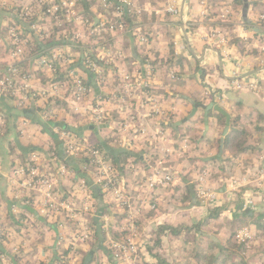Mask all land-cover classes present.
Wrapping results in <instances>:
<instances>
[{
  "label": "crops",
  "instance_id": "0c3cea01",
  "mask_svg": "<svg viewBox=\"0 0 264 264\" xmlns=\"http://www.w3.org/2000/svg\"><path fill=\"white\" fill-rule=\"evenodd\" d=\"M81 1L79 5L82 14L92 20L94 26L99 22H107L108 15L113 20L119 17L115 9L109 10L106 0H89L92 4L86 9L81 5ZM129 1L132 5L129 7L130 17L133 18L131 27L127 26L125 30L103 29L93 34L87 32L81 42V45L88 49L106 47L105 45L113 51L117 48L122 49L125 58L115 61L116 72L123 69L124 74L132 76L143 69L142 65L146 60H149L154 68L153 88L164 109V116L157 123L147 119L145 124H148L152 131L159 127L164 129L166 142H162V147L165 146V148L155 152L151 162L148 146L142 139H133L134 147L127 150L139 156L131 154H127L126 157L112 156L123 180L124 189L139 191V186H137L139 178L150 172L148 162L153 165L157 163L161 167L174 171L175 183L169 188L178 193L188 186L194 195L195 183L202 171L208 173L206 175L208 185L213 189L217 182L226 181L228 185V178L242 177L243 169L245 172L254 167L263 166L264 168V91L250 88L238 89L233 83L236 80L233 73L236 61L245 71L255 70L256 56L260 54L258 46L264 43L260 36L264 37V35L255 33L252 27L262 28L256 19L258 14L264 10V0H245L247 3L245 17L243 7L237 6L236 0H175L177 14L166 11L168 0ZM254 3L258 7L255 8L256 10L253 9ZM103 9H107L109 14L107 15ZM213 12L218 13L220 18H227L229 25L222 27L207 25L204 17ZM7 24L8 21L6 18L3 19V10L0 8V69L8 67L12 62L7 44ZM211 27L218 28L226 37L227 43L206 37ZM141 37L144 40H141ZM81 53L82 49L79 51L80 55ZM51 75L48 70L41 71L38 76V86L46 84ZM111 75L112 77L107 78V84L102 87L101 91L91 80L96 97L100 92L102 94L115 92L121 86L122 76L118 72L115 75L111 72ZM69 95V93L64 94L62 100L67 101ZM141 99V94H133L132 97L126 99L127 107H121L118 102L114 103L113 108L108 111L112 119L101 124L104 126L99 129L98 133L102 138L117 130L115 148L122 147L120 144L126 134L127 138H133L135 131H130L131 135L124 133L119 129V124L131 114H136L137 110L142 113L145 111ZM55 100L57 99H47L46 105L48 104L50 114L53 115L49 121H43L41 119L45 106L43 99L24 100L22 96L7 98L0 95V111L5 114V123L0 132V264H14L11 261L13 257L19 258L18 264H54L57 255L67 252L63 245L64 242L67 243V235L72 229L66 225L62 217H46L40 211L35 198L28 199V204H20L16 212L11 209L14 197L28 191L20 186V181L16 185L12 183L13 167L25 161L32 151L46 153L53 143L59 146L55 151L60 152V133L57 130L64 131L63 125L72 127L82 125L81 121L78 124L69 121L72 115L64 113L66 111L61 112V107L55 104ZM65 103L67 105V102ZM211 103L221 107L228 117L212 107L208 111L207 122H205V109L200 106H207ZM27 104L30 105L27 106ZM65 108L69 110L68 105ZM194 108L195 112L192 114ZM217 113L223 116L221 119L223 124L218 122ZM56 116L59 119L55 121L53 117ZM22 118L27 121V129L23 128ZM45 125H48L47 130H45ZM227 125L229 126L227 133L232 127L247 129L249 142L255 146L254 151L233 155L223 146L222 153L217 156L220 138ZM79 136L87 137L90 142H97L94 132L93 134L84 132ZM217 140H219L218 148L215 145ZM17 142L27 149L26 152L20 150ZM159 148L161 145H157V148L152 150L154 152ZM166 149L170 150L166 151ZM185 157L194 163V169L191 172L187 162L185 164L179 162L174 166L167 164V161L171 159L180 161ZM215 159L228 160L224 164H222L223 160H218L223 166V169H218L217 164L219 163L213 164L212 162ZM45 169L47 170V167ZM184 169L192 174V181H185ZM80 182V177L58 179L56 186L59 191L75 194L79 198L84 196V192L92 191V207L89 208L84 219L87 222L88 219L90 220L89 229L93 228L95 234L104 240L107 235L106 231H108L106 217L110 215L107 218L111 220L109 230L112 232L116 231L117 216L113 213V209L109 211L111 205H108L105 195L95 183L87 181V188ZM226 187L222 185L219 190L227 191ZM164 188L160 187L156 190L160 199L162 198L161 191H166ZM247 189L251 188L247 187ZM137 194L138 192L135 193ZM225 196L230 199L228 194ZM252 198L256 202L251 206L252 208L243 209V200H241L239 205L241 208L238 209L233 204L234 207L227 206L225 212H229L230 217L240 214L241 211H249L250 214L264 212V192L254 193ZM170 199L171 196L165 201L170 202ZM191 206L193 213L195 209H201L202 215L206 211L201 203L191 204ZM140 211L144 215L148 212L144 209ZM142 214L138 220L145 230L143 237L152 239L153 229L163 222L170 224L168 217L159 215L150 221V218H143ZM164 214L169 215L167 211L162 215ZM118 217L121 221L122 216ZM97 224L101 227L99 235L96 229ZM165 237V234L161 237L162 242ZM68 241L71 242V239ZM147 263L156 264V259L149 254Z\"/></svg>",
  "mask_w": 264,
  "mask_h": 264
},
{
  "label": "built area",
  "instance_id": "2783aa9c",
  "mask_svg": "<svg viewBox=\"0 0 264 264\" xmlns=\"http://www.w3.org/2000/svg\"><path fill=\"white\" fill-rule=\"evenodd\" d=\"M117 1L129 12V7L132 6L129 0ZM79 3L80 0H0L3 19L6 18L8 21L7 44L12 57V62L8 65L6 73L0 76V95L5 96L6 93H9L10 96L8 94L5 97L18 98L22 96L24 100L33 98L54 100L62 99L65 88L70 87L67 92L70 94L67 99L68 109L74 114L89 119L95 125H101L112 119L108 111L113 108L114 103L118 102L121 107H127V98L129 99L133 94H141V102L145 111L142 113L137 110L136 114H131L119 124V129L124 133L130 134V131H135L132 139L127 138L126 134L120 145L121 148L132 149L134 147L132 140L142 139L150 149L149 159L152 162L154 153L160 149L163 150L165 146L162 147V142H166L162 127L152 131L149 125L145 124L147 119L157 123L164 116V109L153 88L154 68L149 60H146L142 65L143 69L132 76L124 74L123 69L118 70L117 72L122 76L121 86L118 87V90L106 94L100 92L96 97L94 87L85 84L87 79L82 67L93 73V78H95L93 82L101 91L105 85V79L112 77L111 72L114 75L117 73L116 66L114 67L115 61L125 58V54L122 49L117 48L113 51L107 45L93 49L84 48L81 42L87 32L93 34L103 29L125 30L127 25L123 21L110 19L94 26L91 20L81 13ZM103 5H106L105 2ZM166 11L177 14L175 0H168ZM115 13L120 17L123 13L122 7L117 6ZM256 21L264 28V10L258 14ZM70 24H74L76 29H69L67 26ZM53 26L59 29L57 33L53 32ZM206 37L227 43L226 37L215 27L209 29ZM260 37L264 41V37ZM34 39L42 43L59 39L63 43L48 47L45 52L37 50L30 52L28 58L33 60L32 69L21 72L22 70L14 67L12 63L22 59L26 52L31 50V47L26 45L27 42ZM258 47L260 54L256 56L257 64L254 71H245L239 62H235L233 73L236 80L233 83L236 88L264 91V43ZM72 51L77 53L76 56L72 55ZM61 59L62 69L56 66L57 61ZM104 68H106L105 71ZM44 70H48L52 75L46 84L38 86L39 73ZM58 70L63 73L65 81L56 79ZM44 113L41 115V119L43 121L50 120L49 112L44 111ZM21 121L23 128L27 129L26 119L22 118ZM4 123L5 114L0 111V132ZM57 131L60 133V154L72 160L73 164L79 163L81 172L76 173L72 166L65 164L56 155L51 156L45 152L32 151L25 161L13 167L12 183L16 185L20 181V186L28 191L14 197L11 204L12 211L16 212L20 208V204H28V199L35 198L40 211L46 217L60 216L65 223L67 221L74 223L72 231L90 232L84 216L92 207V191L84 192V196L79 198L75 194L59 191L56 185L58 179L80 177V183L88 188L87 181H91L105 195L108 205H111L109 211L111 212L113 209V213L117 216V218L115 217L117 235H113L109 230L111 220L107 217L110 215L105 219L108 230L106 231V240L112 250V258L118 263L120 262L119 264L148 262L149 253L146 250L148 241L141 233L138 217L142 214L140 213L141 209L149 208L151 210L156 207L160 200L158 191H156L158 188L169 187L175 183L176 174L174 171L161 167L157 163L153 165L148 162L147 166L150 172L139 178L137 185L139 191H126L119 171L113 166L104 149L98 148L96 143L90 142L87 137L77 136L67 129ZM157 145H161V148L153 152L152 149L157 148ZM169 150L166 149V151ZM46 162L50 163L48 170L45 169ZM253 169H249L240 178L232 177L230 185L226 187L228 193L234 196L236 195L234 192H239L241 186H246L240 194L243 200L242 206L245 208L254 204L252 198L254 193L264 192V169ZM206 175L208 173L202 171L197 177L194 188L195 196L203 206H213L216 204L217 193L209 187ZM247 187L251 189L249 190ZM136 192H138L137 195H135ZM78 214H82L83 217H79ZM119 215L122 216V222Z\"/></svg>",
  "mask_w": 264,
  "mask_h": 264
},
{
  "label": "rangeland",
  "instance_id": "374dc122",
  "mask_svg": "<svg viewBox=\"0 0 264 264\" xmlns=\"http://www.w3.org/2000/svg\"><path fill=\"white\" fill-rule=\"evenodd\" d=\"M80 8V5H79ZM81 9V8H80ZM82 11V9H81ZM82 13V12H81ZM65 22V21H63ZM93 23V21L91 20ZM66 23V22H65ZM67 25V24H64ZM67 27L71 30H75L76 27L74 24H70ZM78 52V50H77ZM72 55L76 56V52L72 51ZM29 62L26 63V66L24 68V71H30L32 69V62L33 60L31 58H28ZM61 60L57 61L58 68H63L60 65L63 64ZM59 62V63H58ZM106 68H104V71ZM85 72V71H83ZM111 76V75H110ZM57 77V73H56ZM87 79L94 80L95 78H89L87 75L85 76ZM56 81V80H55ZM65 81V80H63ZM107 79H105V85L107 84ZM70 90V87L65 88V93L66 94ZM94 99V98H93ZM107 100V99H105ZM44 101V111L49 112L50 114V109L48 104L46 105L47 99L43 100ZM30 104H27L29 106ZM67 106V105H65ZM62 107L61 112H64L68 114L69 116L72 115L71 117V122H75L78 124L80 122V118L78 116H74L75 114L72 113L70 110H66V108ZM45 113L43 112L42 115ZM60 117V115H58ZM53 117V120H58L59 117ZM78 117V119H77ZM49 121V120H46ZM87 123L80 125H89L93 124L92 121L87 119ZM48 124V122H46ZM89 123V124H88ZM95 125V124H94ZM48 125H45V130H47ZM79 126V125H77ZM61 131V130H60ZM69 131V130H68ZM100 131V130H99ZM98 131V132H99ZM84 132L87 133H92L93 131L87 130L83 131L80 134H83ZM72 134H75L74 132L71 131ZM78 134L77 136H79ZM76 135V134H75ZM94 136L96 137V133H94ZM98 141V140H97ZM179 159H171L167 161V164L170 166H174L177 163L180 162V164H185L187 162L188 166L190 167V172L193 171L194 169V163L186 157L178 161ZM162 165V164H161ZM188 167V168H189ZM257 168H263V166L259 167H254V169ZM253 169V170H254ZM264 169V168H263ZM244 170V169H243ZM241 173H246L247 171H243ZM188 171V170H187ZM186 169L183 170L184 178L186 182L192 181L193 176L190 172L187 173ZM81 172V171H80ZM192 179V180H191ZM228 185H230V180L232 177L228 178ZM211 180V178H210ZM264 183V181H263ZM224 185V188L227 185V182L225 181L224 183H215L214 185V191L217 193L216 197V204L213 206H203L204 209H206L205 213L202 215L200 210H196L193 213L190 209L192 206H189V203L187 201H182L181 196H177L176 198L172 197L170 202H166L165 199L169 196H171L172 192H175L176 190H173L169 187H165L164 190L166 191H161V196L162 198L156 205V209L154 208L149 210V208H143L144 210L150 212V214H142V217L145 219H149L150 221L155 219V216H164L168 217L169 220V226L173 227H178L180 225H184L185 227L193 226V223L195 222H200L203 221V223L200 225L199 231H192L196 237L197 241H191V242H185L184 239V234H185V229H182V233H180L178 236L174 235L170 229L165 232V239L161 243V246L158 247V252H160L161 256L163 259L167 260L166 263L164 264H232V260L230 259L229 255H233L235 257V264H264V236H255V229H254V221L253 219H250L249 217L247 218L246 216L242 215V213L237 214L234 217L229 216V212L226 213V207L227 206H233L235 204L236 206L240 205L241 202V197L239 194L244 191L246 186H241L239 188V192H234L236 195L232 196V194H229L228 191L226 194L222 191L219 190L220 186ZM253 187V186H252ZM230 191V190H229ZM253 191V190H252ZM166 192V193H165ZM229 194V196L232 197L228 199L225 195ZM107 196V195H106ZM196 197V196H195ZM197 199V198H196ZM225 200V202H224ZM1 203V200H0ZM136 203V202H135ZM256 202H254L255 204ZM216 207L221 208L218 212H216L218 215L217 218L212 219L207 223H204L206 221L207 215L210 213L211 209H214ZM242 208H245L242 206ZM252 208V207H251ZM168 212L169 215L163 214V212ZM147 212V213H148ZM256 213V212H254ZM79 217H83L82 214H78ZM257 218V217H256ZM88 228L90 227L91 223L90 220L88 219ZM194 223V224H195ZM66 225L69 226V228H73L72 224L70 221L66 223ZM141 227V233L145 232L144 227L140 225ZM180 228V227H179ZM14 231V230H12ZM90 232L88 231H83L79 230L77 231H70L69 234L67 235L68 240L71 239V242L67 240V243L64 242V249L68 250V254L66 255V258H68L67 263L64 264H84V260L86 255L90 250H93V257L89 261L88 264H119L115 259L114 261H110L109 255L112 257V250L107 242L106 239L101 241L99 244L97 243L96 237L94 234L93 228L89 229ZM234 232L233 236L231 239H228L230 236V233ZM194 235V236H195ZM146 238V237H145ZM152 238H154L152 236ZM148 241L146 244L151 242L150 238H146ZM150 244V243H149ZM216 244V246L212 245ZM244 244L242 248L240 249L239 246ZM218 245H223L224 248L228 250V255H226V258L224 257V253L220 254V250L218 249ZM99 246L104 247L106 252H109L108 254L105 253V251H102L99 249ZM146 250L148 251V247L146 246ZM233 253V254H232ZM217 255V260L213 263L212 258L213 256ZM219 255V256H218ZM206 256V257H204ZM241 258V259H240ZM156 259V258H155ZM157 262V260H156ZM33 263V262H32ZM145 262H142L143 264Z\"/></svg>",
  "mask_w": 264,
  "mask_h": 264
},
{
  "label": "trees",
  "instance_id": "16d2710c",
  "mask_svg": "<svg viewBox=\"0 0 264 264\" xmlns=\"http://www.w3.org/2000/svg\"><path fill=\"white\" fill-rule=\"evenodd\" d=\"M106 1H107L109 10H113L117 6H121L122 7L123 13H122L121 17L120 18H117L115 20L116 21H123L128 27H131L132 24H133L132 23L133 18L130 17V12L127 11L126 7H124L121 4H119V2L117 0H106ZM91 4L92 3H90L89 0H82L81 1V5L83 6L84 9H86V7H88V6L90 7ZM245 4H246L245 3V0H236V5L237 6L244 7ZM255 8H258V7H256V3H254V5H253V9H255ZM103 11L105 13H107V15L109 14V11L107 9H103ZM107 17H109V19H107V20H110V16L108 15ZM46 20H45V22H47ZM204 21H205V23H207V25H213V26H221L222 27V26H228L229 25L228 19L227 18L226 19L225 18H220L219 17V14L216 13V12L209 13V14L205 15ZM52 29H53V32L54 33H57L58 30H59L55 26H53ZM60 41L61 40H59V39H54V40H49V41H46V42L42 43V42H39L37 39H34L31 42H27V45L26 46L27 47H31V50L29 52H26V54L24 55V57L22 59H20L18 61H15L14 63H12L13 66L14 67H17L18 69H21L22 70L21 72H24V68L26 66V63L29 62L28 57H29L30 52H32L33 50H37V51H40V52H45L48 49V47L50 48V47H52V46H54L56 44L63 43V42H60ZM154 62H156V59H154ZM82 70L85 71V74L89 78H93V73L90 72L88 69H84L82 67ZM6 71H7V67L6 68H1L0 69V76H2L3 74H5ZM176 74H178V73H176ZM56 79L57 80H60V81L64 79L63 73L60 72L59 70L57 71V77H56ZM85 84L87 86H89V87L93 86V84L91 82V79H90V81H89V79L85 80ZM8 94L9 93H6L5 96H8ZM9 96H10V94H9ZM55 101H56L55 104L58 107H61V108L64 107L65 104H66L65 102H67L66 100H62V99H57ZM217 114H218L217 115L218 122L221 123V119L223 118V116L221 114H219V113H217ZM80 121L83 124L89 122L84 117H81V120ZM221 124H223V123H221ZM115 129L116 128H114V130ZM114 130H112V131H114ZM116 132H117V130L113 134L110 133V134L106 135L105 138H103V141L107 145H109L111 147H115V144H116L115 141L117 139V137H116V134L117 133ZM75 134L78 135V133H75ZM215 145H216V148L219 147V140L216 141ZM96 146L98 148H100V149H104L99 141L96 142ZM223 146H224V149L225 150L230 151L233 155H236L238 153H243V152L254 151V149H255V146L253 145V143L249 142L248 130L245 129L244 127H238V128L237 127H232L229 130V132L225 135L224 142H223ZM56 147H59V146H57L55 143H53V145H51L46 150V153L50 154L51 156L56 155L57 158L61 159L65 164L72 166L74 168L75 172L78 173L80 171V164L79 163H77V164L74 163L73 164V161L72 160H70V159L62 156L60 154V152H58V151L56 152L55 151L56 150ZM123 154H125V155H123ZM106 155L110 159H112V163L114 164L113 166L117 168V166L115 165L116 163H114L115 159L112 157V155H110L108 153H106ZM120 155L123 156V157L124 156L126 157L127 153H122ZM218 160L219 161L220 160L221 161L223 160L224 162H222V164H224V163H226V161L228 159H215V160L212 161L213 164L217 163ZM45 164H46V167H47V170H48V168L50 167V163L49 162H46ZM222 164H220V163L217 164V168L218 169H221V168L223 169ZM177 196H181L182 197V201H184V202L187 201V203H189V206L191 204H197V203H199V201L196 199L195 195L191 193V190H190V188L188 186H186V188L182 192H178L177 193L175 191V192H172L171 193V198L172 197L176 198ZM237 208L239 209L241 207L238 205ZM219 210H221V208H219V207H216L214 209H211V211L207 215L206 221H204V223H207L208 224V222L210 220L217 218L219 214H217L216 212H218ZM150 212H148L147 214H150ZM241 213H242V215L246 216L247 218L249 217L250 219H253V221H254V229H255V236H264V212H257V213L252 212L250 214L249 211H241ZM194 223H193V226H189V227H187V226L185 227L184 225H180L178 227H176V226L173 227V226H169L167 222H163L162 224H159L155 229H153V237L154 238H152L151 239V242H149L150 244L148 243V244H146V246L148 247L149 254L152 257L156 258V260H157L156 264H164L167 261V260L163 259V257L160 255L161 253L158 252V247L161 246V243H162L161 237L165 234V232L170 229V231L174 235L178 236L180 233H182V229H185L184 237L185 236L186 237H185L184 241L185 242H191V241H194V240L197 241V237H196V235L192 231L194 230V231H197L198 232L199 231V228H200V225L203 223V221H200L198 223L196 222L195 224ZM94 234H95V232H94ZM112 234L113 235H117V233L114 230L112 231ZM233 234H234V232H231L230 233V236L228 237V239H231L232 236H233ZM95 237H96V240H97V243L98 244L101 241H103L97 235H95ZM212 245L216 246V244H212ZM242 246H244V244L240 245L239 248L241 249ZM217 247L220 250V254H223L224 253V255H225L224 257L226 258V255H228L227 254L228 253V250L226 248H224L223 245H218ZM99 249H101L102 251H105L104 247H102V246H99ZM0 251H1V249H0ZM66 251L67 252H64V253H61V254L57 255L54 264H64V263H67L68 258H66V255L68 254V250H66ZM105 253L108 254L109 252H106L105 251ZM108 255H109L110 261H113L111 255L110 254H108ZM204 257H206V256H204ZM229 257L232 260V264H235V260H234L235 257L233 255H229ZM211 258H212V261L214 263L217 260V255L216 256L214 255ZM11 261L14 264H18L19 263V258L13 257L11 259ZM143 264H149V263L145 262Z\"/></svg>",
  "mask_w": 264,
  "mask_h": 264
},
{
  "label": "water",
  "instance_id": "95a60500",
  "mask_svg": "<svg viewBox=\"0 0 264 264\" xmlns=\"http://www.w3.org/2000/svg\"><path fill=\"white\" fill-rule=\"evenodd\" d=\"M246 10H247V3L244 5L243 7V14H244V17L246 16ZM253 31L255 33H258L260 35H264V29L263 28H260V27H252ZM200 107L204 108L205 109V114H204V119H205V122H207V114H208V111L213 107L215 110L219 111L220 113H222L223 115H225L226 117H228L227 113L221 108L219 107L218 105H213L212 103L207 105V106H204V105H201ZM196 108V107H195ZM195 108L192 110V114L195 112ZM104 125H94V124H89V125H83V126H78V127H72V126H67V125H63V127L67 130H70L74 133H82L83 131H87V130H91L93 131L94 133H96V137H97V140L101 143L102 147L104 148V150L106 151V153L112 155L113 157H117L118 155L122 154V153H127V154H131V155H135V156H139V155H136L135 153L125 149V148H115V147H111L109 145H107L104 141H103V138L102 136L98 133L99 129H101ZM207 124H206V128H207ZM229 129V126H225L224 127V131H223V136L220 138V148H219V151H218V154L217 156H219L221 153H222V149H223V141H224V136L225 134L227 133ZM17 145H19V148L22 152H26V148L21 146L19 144V142H17ZM94 189H96L95 186H93ZM100 225L97 224V233L99 235L100 233ZM93 250H90L88 252V254L86 255L85 257V260H84V264H88L89 261L91 260L92 256H93Z\"/></svg>",
  "mask_w": 264,
  "mask_h": 264
}]
</instances>
